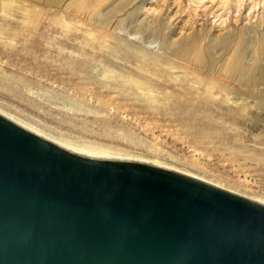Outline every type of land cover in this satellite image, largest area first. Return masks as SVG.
<instances>
[{"label": "rangeland", "instance_id": "374dc122", "mask_svg": "<svg viewBox=\"0 0 264 264\" xmlns=\"http://www.w3.org/2000/svg\"><path fill=\"white\" fill-rule=\"evenodd\" d=\"M71 1L39 5L43 15L30 31L20 11L3 21L0 0V110L7 116L0 114L80 150L57 144L75 154L174 171L264 206V111L257 105L244 111L255 104L247 90L218 75L232 49L213 50L223 57L211 75L234 93L213 94L189 63L169 54L180 50L171 42L192 35L207 45L244 26L258 23L256 31H264L262 11L250 25L248 9L237 15L221 0H78L83 14L64 10ZM105 17L108 24H99ZM149 23L155 33L135 32ZM126 43L187 71L146 72L138 57L125 53ZM132 81L145 84L147 94Z\"/></svg>", "mask_w": 264, "mask_h": 264}, {"label": "water", "instance_id": "95a60500", "mask_svg": "<svg viewBox=\"0 0 264 264\" xmlns=\"http://www.w3.org/2000/svg\"><path fill=\"white\" fill-rule=\"evenodd\" d=\"M0 264H264V206L0 114Z\"/></svg>", "mask_w": 264, "mask_h": 264}, {"label": "bare ground", "instance_id": "6f19581e", "mask_svg": "<svg viewBox=\"0 0 264 264\" xmlns=\"http://www.w3.org/2000/svg\"><path fill=\"white\" fill-rule=\"evenodd\" d=\"M212 1L215 2L216 0H212ZM221 1L224 3V5H227V7L229 5L230 6L229 9L235 8V11L238 12L237 15L238 14L240 15L242 11L248 9L249 18L246 20H248L249 23L251 21V18L255 17L254 15L255 11L258 12L259 10H261L262 11L261 20L263 21L264 19V0H235L234 2H232V0H221ZM63 2L64 0H2V4H1L3 7L2 11L3 13H5L3 14V16L5 17L2 19L3 21L7 22L8 20L6 19V16H10L12 14L11 13L12 11H16L15 13H17V11H20L21 14L23 15V19L26 20V22L21 21V23L25 27H28L30 31L33 30L36 31L39 26L40 18L43 15L41 8L42 6L39 7V5L50 6L51 8L53 6L62 5ZM64 10L69 12H74L76 14H81V13L83 14L84 5L82 3L78 5V0H72L71 2L67 3L64 6ZM248 16H246L245 18H247ZM132 17L133 15L131 16L130 22L134 23L135 21L134 18L132 19ZM109 19H110L109 17H105L103 19H100L98 23L102 25H107ZM257 24H254L253 29L251 27L249 28L244 26V28H241V30L236 33L233 30L231 31L229 30L228 32L225 31L226 33L222 35L218 34L214 38H211L207 43V45L206 44L203 45L200 43L198 36L199 34L185 37V39H180L177 42L174 41L170 43V46L177 47L180 50H177L176 52L171 51L169 52V54L173 55L177 60L189 63V65L193 67V71H195V73H198L200 75V81H201L200 84L208 86V89L210 91L213 92L225 91L226 93H234L233 91L229 90L228 87L221 86L215 80L216 77L211 75L212 71H214L213 69L215 65H217V63H220L223 57L219 53L218 55L216 53H213V50L218 48L219 51L226 53L232 49L231 55L221 63L220 70L219 72L217 71L218 75L226 79L229 78L230 80H234L240 87L245 88L247 90L246 92L247 98L254 101L255 104L253 105L252 108L250 106L246 107L244 111L253 110L255 109V105H257L258 111L262 112L264 111V31L257 32L256 30L259 27V24L258 25ZM250 25H252V23H250ZM153 26L150 23L144 25L138 24L135 27V32H137L140 29H144V31L153 34L157 30V28ZM0 34H2L1 31ZM124 46H125L124 49L126 51L125 53H131L132 55L138 57L141 63V67H143L146 72H150L151 71L150 68L152 67L154 69V72L156 71L161 73L166 72L173 74L176 70L187 71V68L181 65L175 64L171 61H162L161 58L159 57L151 56L150 54H147L138 49H133L128 43H126ZM203 74L204 76H202ZM119 76L120 75H118V77ZM205 76H208L210 78H206ZM176 78H179V76L176 75L175 77H173V79ZM123 80L127 81V79H123ZM132 84L137 91L147 94L145 84L141 83L140 81L139 82L132 81ZM215 92L213 94H215ZM228 101H230V98H227V102ZM230 110L234 113L240 111V109L236 107L232 108V106ZM0 113L6 115L1 110ZM54 142L74 152L76 151L80 152V150H75L73 147H69L68 144H64L61 141L55 140Z\"/></svg>", "mask_w": 264, "mask_h": 264}]
</instances>
